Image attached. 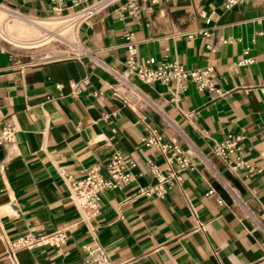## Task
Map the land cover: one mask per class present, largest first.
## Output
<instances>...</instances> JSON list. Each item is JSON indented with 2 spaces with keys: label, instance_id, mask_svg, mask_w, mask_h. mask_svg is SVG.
Here are the masks:
<instances>
[{
  "label": "crops",
  "instance_id": "obj_1",
  "mask_svg": "<svg viewBox=\"0 0 264 264\" xmlns=\"http://www.w3.org/2000/svg\"><path fill=\"white\" fill-rule=\"evenodd\" d=\"M128 1L85 21L73 35L74 51L63 55L39 47L49 42L42 41L49 0H0L3 25L43 28L38 39L23 41L3 27L22 45L0 33V130L7 122L17 129L12 143L0 144V264H77L94 243L109 264H264V0L231 9L224 0H172L137 13ZM129 41L140 64L153 57L155 64L213 66L227 94L198 90L190 80L185 89L133 74L122 82L113 71L126 69ZM247 57L254 62L239 64ZM151 126L193 162L180 182L165 183L162 196L142 193L157 183L148 163L166 165L144 144ZM228 136H242L249 168L233 170L214 152ZM115 150L136 160V178L104 190L100 214L85 218L64 176L81 178L92 166L106 173ZM59 229L67 234L61 251L41 246L7 255L9 239Z\"/></svg>",
  "mask_w": 264,
  "mask_h": 264
},
{
  "label": "built area",
  "instance_id": "obj_2",
  "mask_svg": "<svg viewBox=\"0 0 264 264\" xmlns=\"http://www.w3.org/2000/svg\"><path fill=\"white\" fill-rule=\"evenodd\" d=\"M49 1L51 4V16L63 18L66 23L76 25L79 28L85 21L118 0H96L93 2H89V0ZM170 1L172 0H129L126 3V8L137 13L146 4L152 5ZM249 1L224 0L223 5L226 9H231L236 5L246 4ZM199 31L205 36L212 35L209 30ZM196 32H191L188 36L192 38ZM126 49V69L122 73L113 71L122 82H127L128 77L133 74L145 83L160 82L167 84L174 81L182 89L186 88L185 83L190 80L196 84L198 90L214 92L218 97L225 96L228 92L219 86L214 75V67L211 65L200 68H188L176 61L155 64L156 59L153 57L149 58L145 64H140L136 59L137 49L135 42L129 41L126 44ZM252 62H254V59L247 57L241 60L239 64H251ZM71 85L73 88L77 87L74 82ZM60 86L61 84H58V87ZM175 94L178 96V92H175ZM16 131L14 124L5 123L0 130V144L12 143L15 139ZM241 140L242 136H228L213 146L214 152L222 157L233 170L250 167L240 155ZM143 141L147 147L154 148L163 154L166 165L165 171H162L155 163H148L149 170L157 180V183L147 187L142 193L162 196L166 192L165 183L180 182L183 179V173L193 168L190 152L179 143L167 139L155 126L147 129ZM236 153L237 156L232 158L231 156ZM136 167L137 162L134 158L126 157L115 150L111 153L105 165L106 173H103L99 166H92L81 178L66 174L64 179L69 187L70 197L77 204L82 216L94 218L100 214L102 209V192L106 189H122L130 184L136 178ZM208 193L213 194L214 190H209ZM218 202L222 204L223 200L218 198ZM66 241L67 234L64 229L55 230L49 234L27 233L7 241V255L14 257L19 249H33L41 246H50L61 251ZM85 249L87 252L86 257L77 264H109L108 254L101 244L94 243L86 246Z\"/></svg>",
  "mask_w": 264,
  "mask_h": 264
},
{
  "label": "rangeland",
  "instance_id": "obj_3",
  "mask_svg": "<svg viewBox=\"0 0 264 264\" xmlns=\"http://www.w3.org/2000/svg\"><path fill=\"white\" fill-rule=\"evenodd\" d=\"M52 17H54V16H51L48 18H52ZM10 24H11V22L7 23V25L4 24L5 25L4 26L2 23H0V33L8 41H10L16 45H22V44H17L13 40H11L9 37H7L3 33V27L6 28V30L9 32L10 36L17 37L23 41H27L30 39H38L40 37V35L43 33V32H41L43 30V28H41V27L39 28V29H41V30H39L40 32L38 30L34 31L35 28L32 27L31 24H26L24 26H12ZM47 26L53 31L62 32L64 30V28L62 29L63 24L62 25L50 24ZM64 38L67 39L68 41L69 40L73 41L72 43H75V38L71 33L64 34ZM71 41L65 42V41H61L57 38H53L48 43H45L43 45H39V47L40 46L51 47L53 50H55L59 54L67 55V54H72V52L74 51V47L72 46Z\"/></svg>",
  "mask_w": 264,
  "mask_h": 264
},
{
  "label": "bare ground",
  "instance_id": "obj_4",
  "mask_svg": "<svg viewBox=\"0 0 264 264\" xmlns=\"http://www.w3.org/2000/svg\"><path fill=\"white\" fill-rule=\"evenodd\" d=\"M48 24L49 25L50 24H57V25L63 24L62 29L64 28V30L62 32H59V31H53L50 28H47L45 31V34L42 36V41H50L53 38H57L61 41L70 42L64 38V34L71 33L72 35H74V33L78 30V26L66 23V20L63 18L53 17L51 21H49Z\"/></svg>",
  "mask_w": 264,
  "mask_h": 264
}]
</instances>
